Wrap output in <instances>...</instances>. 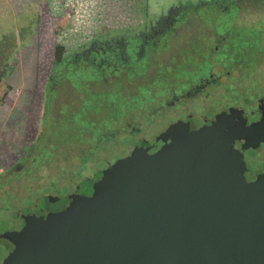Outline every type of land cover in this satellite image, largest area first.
<instances>
[{"label":"water","instance_id":"1","mask_svg":"<svg viewBox=\"0 0 264 264\" xmlns=\"http://www.w3.org/2000/svg\"><path fill=\"white\" fill-rule=\"evenodd\" d=\"M218 167L133 151L63 213L0 235V264H264V174Z\"/></svg>","mask_w":264,"mask_h":264},{"label":"flooded vegetation","instance_id":"2","mask_svg":"<svg viewBox=\"0 0 264 264\" xmlns=\"http://www.w3.org/2000/svg\"><path fill=\"white\" fill-rule=\"evenodd\" d=\"M174 16L177 15L170 14L163 25L141 37L135 51L129 49L126 42H122L123 45L94 42L79 55H74V62L79 65L95 64L103 71L113 62L115 65L120 62L126 80L128 74L125 72L136 61L138 74L135 79H129L134 82L125 83V95L132 99L142 93L151 98L149 106L137 105L135 118L125 117L123 130L112 141L90 152L82 159L84 163H78L77 173L67 177L70 187L57 183L44 190L42 197L30 203L29 213L24 217L16 216L18 220L0 235H16L49 212L63 213L72 195L82 191L89 179L101 176L131 156L133 151L147 148L159 153L168 151L172 158L191 170L226 163L238 172L264 174V96H254L252 101L244 99L243 104L234 102L233 97L235 92H251L254 83L262 82L252 79L253 74L233 76L232 70L211 53L206 41H190L193 47H186L191 49V56L176 57L179 55L176 44L185 46L187 42L177 41L176 29L181 26H174ZM198 44L203 47L194 51ZM171 46L174 47L172 54L168 50ZM166 50L170 51L167 58L160 55ZM214 51L219 52L217 47ZM239 69L241 67L236 66L234 70ZM50 79L49 74L45 89ZM145 109L151 111L145 112ZM98 160H105L104 166L97 168L95 162ZM62 189L65 194L60 196ZM7 211H2L4 217ZM2 220L7 221L6 217Z\"/></svg>","mask_w":264,"mask_h":264},{"label":"rangeland","instance_id":"3","mask_svg":"<svg viewBox=\"0 0 264 264\" xmlns=\"http://www.w3.org/2000/svg\"><path fill=\"white\" fill-rule=\"evenodd\" d=\"M215 1L218 0H0V72L3 75L0 93L9 88L10 92L24 90L20 78L34 80V90L30 91L31 105L20 107L19 113L11 114V120L6 119L4 109L0 110V224L3 218L7 219L0 225V233L18 220L16 216L28 214L30 203L42 197L44 190L57 183L70 187L67 177L76 174L80 166L75 158L73 161H54L34 170L29 166L33 146L29 143L36 140L38 126L36 117L39 112L35 110L40 103L42 114L45 79L53 69L56 46L63 47L65 58L79 55L94 42H126L129 49L135 51L141 37L163 25L170 14L180 16L189 6ZM258 17L246 16L244 21L254 22ZM176 31L177 41L186 40L187 44L182 46L185 49H189L187 45L193 47L189 36L201 41L211 38L207 26L201 31L197 26ZM261 46L264 47V42ZM168 50L172 54L174 47ZM169 52L166 50L160 55L167 58ZM262 57L251 70H232L233 76L237 73L244 77L253 74L252 79L262 82L254 83L249 93L235 92L234 102L243 104L244 99L252 101L254 96H264V54ZM67 96L60 93L52 106L60 109L61 104L68 102ZM29 117L32 119L30 123L25 120ZM133 117L135 114L131 120ZM136 120L140 122L139 118ZM103 161L98 160L95 166H104ZM63 191H59L60 196L65 194ZM2 211H7L5 217Z\"/></svg>","mask_w":264,"mask_h":264},{"label":"trees","instance_id":"4","mask_svg":"<svg viewBox=\"0 0 264 264\" xmlns=\"http://www.w3.org/2000/svg\"><path fill=\"white\" fill-rule=\"evenodd\" d=\"M252 15L259 17L254 22L244 21L246 16ZM172 19H175L171 20L174 26L184 29L197 26L201 31L207 26L211 35L206 41L208 49L231 70L236 66L243 71L251 70L263 58L264 0L203 2L189 6L182 15ZM188 39L201 41L190 36ZM177 47L179 57L191 56L186 55L192 52L191 49L178 44ZM202 47L198 44L193 50ZM214 47L218 48V53ZM73 58H65L63 47L56 46L51 79L44 93L40 127L29 156V166L33 170L64 159L73 161L75 158L77 165L84 163L82 159L90 152L101 149L123 130L124 118L136 114L137 105L149 106L151 98L142 93L132 99L125 95V83L134 82L129 79H135L138 74L136 61L125 72L128 74L126 80L120 62L117 65L113 62L103 71L95 64L79 65ZM2 76L0 72V79ZM60 93L68 95V102L57 109L52 103Z\"/></svg>","mask_w":264,"mask_h":264},{"label":"crops","instance_id":"5","mask_svg":"<svg viewBox=\"0 0 264 264\" xmlns=\"http://www.w3.org/2000/svg\"><path fill=\"white\" fill-rule=\"evenodd\" d=\"M19 81H20L19 83H21L22 86L25 87V89L22 90L23 94H21L22 91H15V89L12 90V92H10L11 91L10 88H9V90H6V91H3L2 93H0V110L4 109L2 112L6 113V119H8V120L13 119V117L11 116L12 113H14L13 114V116H14L16 113L20 112L19 111L20 107L26 106L29 104L31 105V103H32V98L30 97V95H31L30 91L34 90V84H33L34 80L31 78L30 79H21L20 78ZM41 109H42V105L39 103L38 108H36V110H35V111L39 112V115L36 117L38 126H37V132L35 134L36 135L35 139L37 138L39 127H40ZM26 119L29 120V123L32 121V119L30 117L25 118V120ZM34 142L35 141H32L29 144H31V143L34 144Z\"/></svg>","mask_w":264,"mask_h":264}]
</instances>
